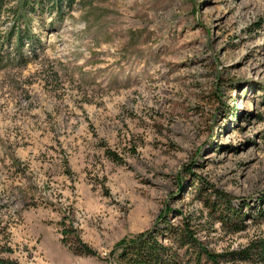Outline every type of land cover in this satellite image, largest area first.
<instances>
[{"label": "rangeland", "instance_id": "obj_1", "mask_svg": "<svg viewBox=\"0 0 264 264\" xmlns=\"http://www.w3.org/2000/svg\"><path fill=\"white\" fill-rule=\"evenodd\" d=\"M23 2L0 8L1 259L113 264L167 225L264 240V0Z\"/></svg>", "mask_w": 264, "mask_h": 264}, {"label": "trees", "instance_id": "obj_2", "mask_svg": "<svg viewBox=\"0 0 264 264\" xmlns=\"http://www.w3.org/2000/svg\"><path fill=\"white\" fill-rule=\"evenodd\" d=\"M24 0L22 5L24 6ZM76 0H51V3L57 11L61 10V4L64 2L66 5L71 6ZM2 7V0H0V8ZM11 8H8V10ZM15 12V9H14ZM22 16V12L18 14V17ZM17 17V16H16ZM20 39V38H19ZM112 160H115V154L112 151H107ZM228 202V201H224ZM229 204V202H228ZM233 214H238V211L230 208ZM263 210L258 209L257 214H262ZM264 213V212H263ZM224 214L220 216V220H223ZM161 219V218H160ZM163 220V219H162ZM241 226L238 225L237 229ZM166 234L170 233L171 239L167 240L168 243L158 240L154 230H146L140 232L130 238L128 241L122 240L117 245L120 246L119 252L115 258V248L110 252V260H113V264H189L180 260V249L190 245V248H185L187 251H191L194 256V264H264V240L250 241L245 247L239 249L225 250L224 252L215 253L211 252L207 248L200 245L197 238L192 231L185 226L167 225L164 228ZM156 231V230H155ZM167 237H164V239ZM176 244V247L172 245ZM182 247V248H180ZM71 249L76 254L94 255L96 252L87 246L86 243L77 238L75 244L71 246ZM186 251V252H187ZM204 257V261H202ZM188 260V261H187ZM0 264H13L9 263L5 259L0 258Z\"/></svg>", "mask_w": 264, "mask_h": 264}]
</instances>
